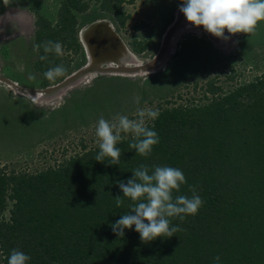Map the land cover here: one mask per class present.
<instances>
[{"label":"trees","instance_id":"16d2710c","mask_svg":"<svg viewBox=\"0 0 264 264\" xmlns=\"http://www.w3.org/2000/svg\"><path fill=\"white\" fill-rule=\"evenodd\" d=\"M123 1H99L121 27L130 17ZM88 6L85 0H61L54 24L37 14L34 44L51 40L77 52V14ZM128 40L136 53L149 46L146 39ZM42 55L48 59L41 61ZM59 65L65 66L60 55L40 49L35 66L45 83L44 73ZM218 92L211 82L196 103L164 101L159 117L146 122L160 137L147 156L129 146L131 136L117 144L119 164L110 157L96 161L99 147L84 146L43 171H0L2 264L12 249L29 255L28 264H215L216 256L220 264H264V72ZM141 165L150 174L155 166L181 169L187 183L173 197H191L192 185L204 201L196 215L169 218L182 229L170 238L144 242L135 226L123 237L111 227L134 203L117 181L126 183ZM116 197L123 199L120 207Z\"/></svg>","mask_w":264,"mask_h":264},{"label":"rangeland","instance_id":"374dc122","mask_svg":"<svg viewBox=\"0 0 264 264\" xmlns=\"http://www.w3.org/2000/svg\"><path fill=\"white\" fill-rule=\"evenodd\" d=\"M60 1L0 0V24L11 19V27L0 33L7 37L0 41V73L25 87L43 88L86 64L82 47L77 52L62 48L60 59L67 71L46 83L35 66L38 52L34 50L33 23L37 14L56 23ZM85 1L89 6L77 14V35L91 21L108 18L128 45L132 38L149 42L148 48L137 54L145 59L157 52L162 23L172 18V11H178L173 21L180 17L178 29L187 25L179 11L182 0H124L122 8L130 15L124 27L100 8V0ZM196 30L200 32L189 29L182 33L168 60L155 73L136 77L96 74L90 83L64 90L57 103L31 101L0 81V171L36 173L81 153L84 146L85 150L99 147L95 129L101 117L113 120L123 114L135 119L137 108L160 110L166 100L175 101L173 104L196 103L211 82L220 87L216 94L220 95L264 72V22L250 34L232 35L226 31L230 39H221L220 44L203 26H196ZM206 95L211 97L208 92Z\"/></svg>","mask_w":264,"mask_h":264},{"label":"clouds","instance_id":"9594fccd","mask_svg":"<svg viewBox=\"0 0 264 264\" xmlns=\"http://www.w3.org/2000/svg\"><path fill=\"white\" fill-rule=\"evenodd\" d=\"M179 11L190 24L203 26L205 31L224 40L230 39L225 35L226 31L232 35L250 34L255 32L261 22H264V0H182ZM41 48L45 54L53 52L57 55L63 54L60 42L49 40L34 45L36 52ZM40 59L46 61L48 56L42 55ZM66 71L65 66L59 65L49 68L44 76L48 80H53ZM16 83L19 84L18 81ZM5 85L11 88L10 85ZM135 103H140L139 98L135 99ZM134 115L137 118L130 119L127 115L118 114L113 120H106L103 117L98 120L95 133L100 151L95 157L96 161L103 162L105 157H110L113 164H119L121 150L117 144L122 140V133L133 135L134 142L129 146L142 156H147L153 146L160 142L158 133L146 124V120H155L159 117V110L137 108ZM186 183L183 171L176 167L155 166L151 174L147 165L136 168L132 178L126 183L117 181L124 194L123 197L130 198L134 203L131 205L130 213L123 214L115 224L111 225L113 232L123 237L126 228L131 229L135 226L141 240L150 242L160 237L170 238L182 231L179 226L172 225L169 218L178 217L183 221L186 215H196L204 204L203 199L197 194L196 187L192 185L189 186L191 197L186 195L173 197V191H179L181 185ZM115 200L117 207L123 204L121 197H116ZM30 259L31 257L23 251L12 249L8 264H28ZM214 261L215 264H220V257L216 256Z\"/></svg>","mask_w":264,"mask_h":264},{"label":"water","instance_id":"95a60500","mask_svg":"<svg viewBox=\"0 0 264 264\" xmlns=\"http://www.w3.org/2000/svg\"><path fill=\"white\" fill-rule=\"evenodd\" d=\"M178 25L177 22H174L166 29L162 35L157 52L151 58L140 65H125L119 64L117 62L118 58L123 54H130L133 51L128 47L123 38L116 31L114 24L108 18H98L83 26L78 35L84 53L88 58L86 64L68 74L63 80L43 88H26L0 73V81L18 90L48 95L67 87L74 83L80 76L87 73L113 74L114 72H155V70L160 67L163 57L173 50L170 48V41L174 33L178 30ZM83 45H85V47ZM108 61H114L118 64L111 66L106 63ZM101 63L102 65H100Z\"/></svg>","mask_w":264,"mask_h":264},{"label":"bare ground","instance_id":"6f19581e","mask_svg":"<svg viewBox=\"0 0 264 264\" xmlns=\"http://www.w3.org/2000/svg\"><path fill=\"white\" fill-rule=\"evenodd\" d=\"M186 24L187 25H185L184 27H182V28L180 27L174 33V35L172 36L171 41H170V45H171L170 48L171 49L174 50L175 43L180 38V36L182 35V33L188 32L189 29L192 30L191 32H200V31H197L196 30V26L190 24L188 21L186 22ZM212 37H214V39L216 41H218V43L221 41V38H218V37H215V36H212ZM83 46L85 47V45H83ZM228 46H230V45H228ZM168 55H170V53H168L167 55H165V57H163V60H161L162 63L159 62L160 63V67L158 69H160L161 67H163L164 62H166V60H168L167 59L168 58ZM87 60H88V58H87ZM145 61H146V59L143 56H139V55H137V54H135L133 52H131L130 54H126V55L123 54L117 60V62L119 64H125V65H140V64L144 63ZM106 63H108L111 66L118 64V63H116L114 61H108ZM100 65H102V63ZM158 69H156L155 71H157ZM151 73H154V71H151V72H147V71H137V72H133V73H116V72H114L113 75L114 74H117V75L127 76V77H136V76H145L146 74L148 75V74H151ZM114 76H116V75H114ZM95 77H96V73L95 72L87 73V74H85L83 76H80L78 79H76L74 81V83L68 85L67 87L62 88L61 90L55 91L54 93L48 94V95L42 94V93H29V91L18 90L15 87H12V86H11V88H13V91L15 93H18L19 95H23L24 97H27L28 99H30L31 101H34V102H50L51 101L50 103H52L53 101H56L55 103H57V100L63 95L64 90L69 89V88H73V87H76V86H79V85L81 86V84L83 85V84L90 83V81L92 79H94Z\"/></svg>","mask_w":264,"mask_h":264},{"label":"crops","instance_id":"0c3cea01","mask_svg":"<svg viewBox=\"0 0 264 264\" xmlns=\"http://www.w3.org/2000/svg\"><path fill=\"white\" fill-rule=\"evenodd\" d=\"M174 12L172 18H170L169 20H167L166 22H163L162 25H163V30H162V33H164L166 31V29L171 26L173 24V21H174V18H175V14L177 13V11H172ZM185 18V16H183ZM177 23L179 22V18L177 19ZM20 21V20H18ZM34 25V23H33ZM11 27V19L8 18L7 20L4 21L3 24H0V33H5L6 31L4 30V28H10ZM3 29V30H2ZM10 33V32H9ZM119 35L123 38V36L119 33ZM163 35V34H162ZM9 37V36H8ZM7 37H1L0 36V41H3L5 40ZM123 40L126 42V40L123 38ZM129 47L131 48L130 44H129ZM136 53V52H135ZM136 54H141V53H136ZM12 79V78H11Z\"/></svg>","mask_w":264,"mask_h":264},{"label":"flooded vegetation","instance_id":"af4514ba","mask_svg":"<svg viewBox=\"0 0 264 264\" xmlns=\"http://www.w3.org/2000/svg\"><path fill=\"white\" fill-rule=\"evenodd\" d=\"M35 25V24H34ZM37 60V59H36ZM13 81H16L17 82V80H13ZM43 81H44V79H43Z\"/></svg>","mask_w":264,"mask_h":264}]
</instances>
